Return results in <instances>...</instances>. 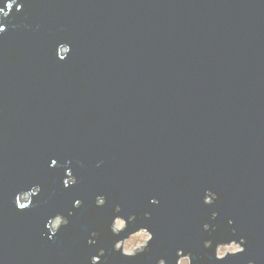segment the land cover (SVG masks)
Wrapping results in <instances>:
<instances>
[{"label":"water","instance_id":"1","mask_svg":"<svg viewBox=\"0 0 264 264\" xmlns=\"http://www.w3.org/2000/svg\"><path fill=\"white\" fill-rule=\"evenodd\" d=\"M18 4L0 33V264H91L101 248L103 264H175L179 248L194 264H264V0ZM57 213L70 224L49 239ZM113 215L128 219L119 237ZM142 226L149 252L113 250ZM241 236L247 251L225 261L203 246Z\"/></svg>","mask_w":264,"mask_h":264},{"label":"clouds","instance_id":"2","mask_svg":"<svg viewBox=\"0 0 264 264\" xmlns=\"http://www.w3.org/2000/svg\"><path fill=\"white\" fill-rule=\"evenodd\" d=\"M16 6L17 11L23 9L22 4H18V0H10L7 4V8L9 11H5L3 8H0V33L5 32L7 25L3 23V21L9 17L11 9ZM15 27V26H14ZM71 47L68 43H62L59 45V58L61 60L69 57L67 55L68 49ZM57 161L52 160V166L57 165ZM71 161L67 162V165H71ZM82 164V162H81ZM100 165L97 164V167ZM67 175H70L71 178L64 181V186L69 187L76 185L78 183L77 177L73 174L72 168L67 167ZM42 191L40 185H34L30 189H28L27 194L20 195L19 192L15 196V201L20 210L26 209L33 205L34 198L38 196ZM219 198L217 193L212 192L211 190L206 191V194L203 199V203L206 205H214L217 199ZM108 203L107 197L105 195H97L95 199V204L98 207H104ZM153 204H159V200L153 199ZM83 205V201L77 199L74 203L75 208H80ZM123 211L122 205H116L115 212L121 213ZM72 213H69L71 215ZM149 218H151V214H146ZM219 216L218 212L212 213V218L216 219ZM136 216L132 215L131 219ZM133 220V219H132ZM228 223L230 225L234 224V220H229ZM70 224V220L63 213H57L56 215L50 216L46 222V229L51 233L48 237L49 239H53L57 234L60 233L62 228L68 226ZM111 233L119 237L121 233L125 232L128 228V219L121 215H113L111 223L109 225ZM217 228H214L211 224H204V231H216ZM233 234H237L238 230L233 227ZM100 233L93 231L91 233L90 239H88L89 245H95L97 239L99 238ZM155 234L150 230L147 226L138 227L136 231L131 232L129 235L125 236L123 239H116L113 244V250L115 252L120 253L124 257L134 258L140 254L149 252L151 250L150 245L154 240ZM247 237L241 236L239 239H226L214 241L213 239H207L204 241V248L208 250L214 249V256L217 261H225L230 256H237L244 254L247 251ZM107 254V250L104 248L99 249L98 254H95L91 257V264H103V257ZM203 259V257H201ZM157 264H168V260L165 258H160L157 261ZM175 264H194L193 254L188 251L185 252L183 248H179L176 251V261ZM247 264H256L255 260H248Z\"/></svg>","mask_w":264,"mask_h":264},{"label":"rangeland","instance_id":"3","mask_svg":"<svg viewBox=\"0 0 264 264\" xmlns=\"http://www.w3.org/2000/svg\"><path fill=\"white\" fill-rule=\"evenodd\" d=\"M25 194H27V193H25Z\"/></svg>","mask_w":264,"mask_h":264}]
</instances>
